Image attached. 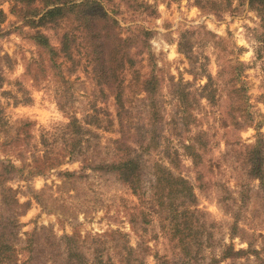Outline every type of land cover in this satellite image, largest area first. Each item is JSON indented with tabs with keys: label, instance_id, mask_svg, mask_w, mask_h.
<instances>
[{
	"label": "rangeland",
	"instance_id": "obj_1",
	"mask_svg": "<svg viewBox=\"0 0 264 264\" xmlns=\"http://www.w3.org/2000/svg\"><path fill=\"white\" fill-rule=\"evenodd\" d=\"M105 4L123 39L136 43L140 31L150 33L146 45H133L135 63L125 62L118 74L123 109L117 92L98 83L95 53L77 46L81 38L74 36L90 33L75 14L37 26L42 15L27 9L42 8V1L0 5V172L2 163L17 169L0 182V242L5 235L14 251L1 255L0 264H66V234L75 236V264L133 258L144 264H264V185L249 179L245 160L248 148L264 143V17L248 0ZM37 33L59 50L55 62L37 44ZM66 33L73 37L72 58L60 51ZM152 69L156 113L165 121L150 128L139 121L147 97L143 81ZM209 78L220 83L212 101L202 92ZM179 93L187 95L185 105ZM73 118L84 130L74 156L68 146L76 138L65 130ZM131 122L133 134L122 128ZM148 131L163 138L153 151L136 152L146 166L137 187L98 168L118 160L117 141L132 152L134 135ZM173 152L177 168L168 159ZM157 162L194 185L191 208L199 210L204 233L198 260L183 254L170 215L152 192ZM206 231L213 235L207 240ZM230 246L245 253L226 258Z\"/></svg>",
	"mask_w": 264,
	"mask_h": 264
},
{
	"label": "trees",
	"instance_id": "obj_2",
	"mask_svg": "<svg viewBox=\"0 0 264 264\" xmlns=\"http://www.w3.org/2000/svg\"><path fill=\"white\" fill-rule=\"evenodd\" d=\"M6 0H0V5ZM18 3H24L25 5H32L38 1H42L43 7L36 9L29 7L31 13L29 15L37 16L41 14L42 16L38 19V25H46L51 22L60 20L68 15L75 14L76 19L81 23L83 29H85L90 34L88 36L76 37V39L81 38L80 43L77 46H87L90 48L96 55L97 64L95 67L96 72L98 73V83L100 85H106L109 89L117 92L115 98L118 101V104L123 109L126 102V97L124 96V82L119 80L118 74L123 68L125 62L133 65L135 63L134 55L130 54L134 44L143 46L147 44L145 41V36H148L150 33L148 31H140L139 34L135 35V42L130 40V36L123 39L121 37V32L116 29V20L112 18L107 9L105 8L107 0H16ZM244 1V0H242ZM249 6L257 9L262 16L264 17V0H248ZM4 16L3 10L0 9V22ZM37 44L41 47H44L48 53L52 56V62H55L56 51H59L52 46L49 38L44 33H37L35 38ZM129 42V44H128ZM132 43V44H131ZM73 37L66 33L64 39L61 43L60 51L66 53L65 56L72 58V48ZM87 48V49H88ZM137 49V48H136ZM139 54V53H138ZM55 68H61L59 63H55ZM214 80L209 78L208 82L202 88L203 96L208 100H214L218 95V90L220 89V83L213 85ZM245 87V86H244ZM143 90L147 93V97L144 99L142 105L143 108L141 113L144 115V123L141 119L139 122H142L143 125L153 128L154 126L161 125L165 120L161 118L158 119L159 114L156 113L158 108V80L157 75L155 74L154 69L146 76L143 81ZM102 89H104L102 87ZM243 87L240 89L242 90ZM104 91V90H103ZM187 95L185 93H179L177 100H182L185 105ZM242 110V109H240ZM129 113V110H125L119 114ZM133 119V117H132ZM134 121V120H133ZM81 122L77 118H73L72 121L65 126V130L68 131V135H74L76 138L69 143V154L74 156L75 150L78 148V142L80 144L81 140H77V137L83 133L81 127ZM134 122L131 123H122V128L128 130L133 134L132 127ZM138 124V122H136ZM137 125H135L136 127ZM151 135V136H150ZM135 139V144L138 146L135 151L126 152L128 149H123L120 146V141H117L119 158L117 161L100 164L98 168L106 170L108 172L113 171L117 176L123 181L131 185L132 187H137L141 183L142 178L145 173L146 166L141 161L140 158L142 153H136L140 148L144 151L145 149L153 151L155 147L160 145V139L163 138L160 133H150L149 131L140 137ZM138 140V141H137ZM147 140V141H146ZM155 144V145H153ZM264 143L260 140L258 144H255L248 148L246 152V163L248 169L246 174L249 179H259L260 182L264 185ZM194 157L197 156L195 153H191ZM168 159L170 164L175 165L177 168L179 166L178 153L173 152L168 154ZM197 162V161H196ZM2 170L0 172V182L8 181L11 179L13 171L16 172V167L8 162L7 164H1ZM197 165V164H196ZM96 168V167H94ZM153 182L152 192L155 193L156 197L159 199L162 209L168 211L170 215L171 228L174 232L176 238L181 242L182 252L189 259H197L198 255L202 251L203 247V222L200 219V212L197 208L192 209L191 205H194L196 202V196L194 192V185L192 182L185 176L178 175L173 171V167H168L162 165L160 162H157L153 166ZM73 174V173H71ZM137 189V188H136ZM177 200H181V205L184 206V209L181 210L180 206L176 203ZM161 209H159L160 211ZM198 217V219H197ZM212 237L206 231L205 238L206 240ZM73 235L66 234L64 238L68 240V256H66V264H75L76 262V253L75 246L72 241L74 240ZM192 239V241H189ZM194 245L196 247L191 246ZM130 250L129 252H131ZM244 250L236 251L232 246L226 250V258H237L240 255L244 254ZM14 254L13 245L10 244L6 239L5 235L2 236L0 242V256L4 258L5 256ZM216 261L212 259L211 264ZM218 261V260H217ZM107 264V263H106ZM121 264H144L140 259L133 258L124 260Z\"/></svg>",
	"mask_w": 264,
	"mask_h": 264
}]
</instances>
